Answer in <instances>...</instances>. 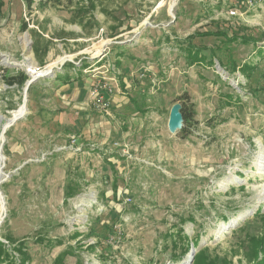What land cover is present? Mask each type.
I'll return each mask as SVG.
<instances>
[{"label": "rangeland", "instance_id": "374dc122", "mask_svg": "<svg viewBox=\"0 0 264 264\" xmlns=\"http://www.w3.org/2000/svg\"><path fill=\"white\" fill-rule=\"evenodd\" d=\"M35 1L0 0V75L36 80L0 77L5 264H253L264 0Z\"/></svg>", "mask_w": 264, "mask_h": 264}, {"label": "trees", "instance_id": "16d2710c", "mask_svg": "<svg viewBox=\"0 0 264 264\" xmlns=\"http://www.w3.org/2000/svg\"><path fill=\"white\" fill-rule=\"evenodd\" d=\"M26 4V7L29 11L33 10V5L36 2L35 0H23ZM55 0H38V9L43 11L51 2H54ZM27 29V23H23L21 26V30L22 31H26ZM225 35V34H224ZM239 41L242 40L240 38L234 37V38H230V41ZM243 42H248L247 40H243ZM4 71L3 75H0L1 79L3 80V82L8 85L9 87H17L18 89H23L28 80H29V76L23 72V71H19L14 75H6V70L4 68H2ZM71 78H65V83L69 84ZM184 99L183 97L178 98V101ZM182 105V114H183V118H184V126L181 130V133H186V136H189V132L187 130L188 125H190L192 123V120L194 118V114L191 111V108H189L186 104H181ZM12 241V240H10ZM264 242V239H263ZM3 246H5L3 243H0V264H5V252L3 250ZM250 250V254L249 256L251 257V259L253 260V264H264V243L263 245H261V241L259 242V244L257 246H251ZM201 251V249L199 250ZM260 255L262 256L260 258ZM197 259V256H196ZM210 264V263H209ZM222 264H227V263H223Z\"/></svg>", "mask_w": 264, "mask_h": 264}, {"label": "water", "instance_id": "95a60500", "mask_svg": "<svg viewBox=\"0 0 264 264\" xmlns=\"http://www.w3.org/2000/svg\"><path fill=\"white\" fill-rule=\"evenodd\" d=\"M34 81H36L35 79L30 81V82H27L26 84V92L28 93V90H29V87L32 83H34ZM24 109L26 111L27 109V103L25 101V104H24ZM182 110V105L181 103H176L171 112H170V116H169V121H168V129L171 133H176L177 131H181L183 126H184V118H183V114L181 112ZM26 113V112H25ZM23 118V115L18 117V118H14L10 123L9 125L6 126V128L4 129V133L6 132V129L8 127H11L13 126L14 124H16L18 122V120L22 119ZM3 182H0V185L2 184Z\"/></svg>", "mask_w": 264, "mask_h": 264}, {"label": "bare ground", "instance_id": "6f19581e", "mask_svg": "<svg viewBox=\"0 0 264 264\" xmlns=\"http://www.w3.org/2000/svg\"><path fill=\"white\" fill-rule=\"evenodd\" d=\"M64 60L65 59H62L61 61H60V63H63L64 62ZM25 113V109H24V107H22V108H20L18 111H17V113H16V117L15 118H18V117H20V116H22L23 114ZM3 178V174H2V172H0V182H1V179ZM4 203L2 204V206H1V210H0V214H2L3 212H4Z\"/></svg>", "mask_w": 264, "mask_h": 264}, {"label": "built area", "instance_id": "2783aa9c", "mask_svg": "<svg viewBox=\"0 0 264 264\" xmlns=\"http://www.w3.org/2000/svg\"><path fill=\"white\" fill-rule=\"evenodd\" d=\"M259 1H260V0H247V3H248L249 5H253L255 2L257 3V2H259ZM93 94H95V92H94ZM96 96H98L97 93L94 95V97H96Z\"/></svg>", "mask_w": 264, "mask_h": 264}]
</instances>
